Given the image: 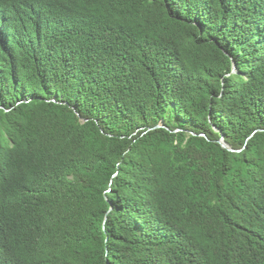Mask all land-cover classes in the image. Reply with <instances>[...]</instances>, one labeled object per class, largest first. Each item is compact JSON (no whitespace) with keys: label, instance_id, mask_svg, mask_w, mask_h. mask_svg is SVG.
Here are the masks:
<instances>
[{"label":"trees","instance_id":"obj_1","mask_svg":"<svg viewBox=\"0 0 264 264\" xmlns=\"http://www.w3.org/2000/svg\"><path fill=\"white\" fill-rule=\"evenodd\" d=\"M0 264H264V0H0Z\"/></svg>","mask_w":264,"mask_h":264}]
</instances>
